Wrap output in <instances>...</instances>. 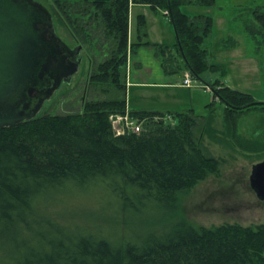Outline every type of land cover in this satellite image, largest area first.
Here are the masks:
<instances>
[{
  "label": "trees",
  "instance_id": "trees-1",
  "mask_svg": "<svg viewBox=\"0 0 264 264\" xmlns=\"http://www.w3.org/2000/svg\"><path fill=\"white\" fill-rule=\"evenodd\" d=\"M50 1L77 40L96 44L102 60L94 61L90 86L110 98L86 101L81 113L39 115L0 128V264H264V225L206 228L180 220L161 233L113 238L35 217L55 194L91 185L108 189L121 210L176 206L181 193L217 172L220 163L204 153L196 136L206 116L193 109L129 112L126 83L129 55L137 48L153 46L164 56L170 49L141 43L148 36L143 15L137 28L141 42L130 43L132 4L169 12L184 69L204 81L205 71L219 68L209 63L205 46L214 18L190 15L183 7L211 8L216 0ZM257 18L264 36V13ZM171 63L165 60V66ZM209 85L226 106V125L236 135L243 110L264 105L220 81ZM128 112L142 131L116 135L110 117Z\"/></svg>",
  "mask_w": 264,
  "mask_h": 264
},
{
  "label": "rangeland",
  "instance_id": "rangeland-1",
  "mask_svg": "<svg viewBox=\"0 0 264 264\" xmlns=\"http://www.w3.org/2000/svg\"><path fill=\"white\" fill-rule=\"evenodd\" d=\"M36 1L47 6L52 12L57 34L69 46H84L79 72L71 83H64L53 98L45 102L40 115L77 114L82 112L86 101L110 98L106 91L90 86L89 77L94 61L102 60V56L97 53L96 44L93 41L83 43L82 40H77L65 21L55 13L53 2ZM70 1L78 4L85 0ZM256 1L258 5L254 7V12L243 10L231 13L229 9V12H222L220 15L215 7H211L209 15L214 18V26L205 46L209 63L217 64L219 68L212 69L213 72L208 69L205 77L207 79L208 75H213L214 77L208 79H222L231 88L251 94L255 103H264V36L261 34V23L257 18V13H264V0ZM192 9L201 11V7L197 5L183 7L186 13L196 15ZM141 13L143 10L137 8L131 10L132 37ZM164 14L165 12L156 14L146 10L149 24L144 17L147 31L150 33V38L147 39L160 41L165 37L175 43L173 27ZM225 41L229 49L239 42L241 51H226ZM242 51L246 53L243 58L233 57V52ZM178 60L177 65L169 66H179L181 59ZM202 85L204 83L198 80L193 83V91L174 89L170 93V99H164V96L162 98V102L171 103L174 98H189L191 94L194 95L195 113L206 116L205 120L199 119L202 128H197L196 136L204 153L220 162L217 172L181 193L176 206L149 204L140 213L121 210L108 189L91 185L84 189L65 190L55 194L40 205L35 217L40 221L50 219L71 228L113 238H141L148 233H161L180 220H188L206 228L224 225L249 228L264 225V203L259 201L250 187L253 166L264 161V105L243 110L238 118L236 135L226 125V106L220 100L214 99V93L201 88ZM167 93L166 91L165 95ZM146 94L145 104L159 103L156 94L151 90L146 91ZM212 103L213 109L208 108L207 105ZM206 120H210L208 125Z\"/></svg>",
  "mask_w": 264,
  "mask_h": 264
},
{
  "label": "water",
  "instance_id": "water-1",
  "mask_svg": "<svg viewBox=\"0 0 264 264\" xmlns=\"http://www.w3.org/2000/svg\"><path fill=\"white\" fill-rule=\"evenodd\" d=\"M67 54L69 62L64 61ZM76 55L41 2L0 0V128L38 117L45 102L78 73ZM250 183L264 200V161L253 166Z\"/></svg>",
  "mask_w": 264,
  "mask_h": 264
},
{
  "label": "crops",
  "instance_id": "crops-1",
  "mask_svg": "<svg viewBox=\"0 0 264 264\" xmlns=\"http://www.w3.org/2000/svg\"><path fill=\"white\" fill-rule=\"evenodd\" d=\"M193 5V4H192ZM258 2L256 0H216V3L213 7L218 10V13L220 15L222 12L226 13L229 12L227 10L230 9L231 13L235 12H240L243 10H248V11H255L254 7H257ZM187 6V5H186ZM201 7V6H200ZM133 8H137L140 10H143V13L141 15L145 16L147 18V22L149 24V18L146 15V10L153 11L154 13H164L163 11L161 12H156L153 8L147 5H131L130 9V43L132 44H137L140 41V38L138 37V18H137V24L135 28V34L133 32V37L131 34V10ZM212 8H207V7H201V11H192L196 13V15H201V14H209L211 12ZM254 9V10H252ZM139 15V16H141ZM167 16L166 14H164ZM219 15V16H220ZM168 21H170L172 27H173V37H175V41L177 42V35L175 32V27L172 23V19L170 16H167ZM148 32V31H147ZM244 34V32H243ZM132 37V39H131ZM150 38V33L148 32V36L141 42H150L152 44H163L167 45L170 49H167V54L164 56L162 53H159L157 48L153 46H145L142 45L139 48H137L134 53H131L129 55V60H128V65H127V107L129 112H134V111H156V112H178V111H185L189 109H195L194 107V99H193V94L190 95L189 98H181V99H172L171 103H165L162 102V98L164 96V99H170L171 98V91L174 89H189L190 91H193V86H185L184 85V77L186 74H191L192 79L194 82L198 81L196 78L193 76L191 71L187 68L184 69L183 66V59L180 57V54L178 53V50L175 48V43L173 41H168L163 37V39H160V41H151L148 40L147 38ZM249 37V36H248ZM230 38V37H228ZM244 39H245V34H244ZM167 40V41H166ZM233 40V39H232ZM229 41V39H227ZM227 41L225 48L226 51H241V45L239 42L234 43L233 47L229 49V46L227 45ZM233 57H240L243 58L246 53L244 51L242 52H233ZM162 56V57H161ZM170 59L172 63L170 65H177L178 59L180 60V65L176 67H170L169 65L165 66V60ZM235 59V58H234ZM217 66V64H213ZM219 67V66H217ZM168 69V70H167ZM215 70V69H214ZM213 72V70H210ZM217 71V70H216ZM181 75V78H180ZM206 71L202 74V78L204 81H201L204 83V85L201 86L205 91H208L209 93H214L212 88L210 87L209 84H213L215 82L220 81L222 84L225 86V82L222 79H215V80H210L208 79L209 77H214L213 75H208L209 77H205ZM204 76V77H203ZM230 87V86H229ZM234 89V88H232ZM151 90L154 94H156V99L158 100L157 103H151V104H145L146 101V91ZM166 90L168 93L165 95ZM236 90V89H235ZM240 91V90H239ZM214 99L219 100L218 98L215 97L214 94ZM155 104V105H154ZM150 105V106H149ZM210 105V104H209ZM207 105V107L209 106ZM189 106V107H188ZM188 107V108H187ZM209 108V107H208Z\"/></svg>",
  "mask_w": 264,
  "mask_h": 264
},
{
  "label": "built area",
  "instance_id": "built-area-1",
  "mask_svg": "<svg viewBox=\"0 0 264 264\" xmlns=\"http://www.w3.org/2000/svg\"><path fill=\"white\" fill-rule=\"evenodd\" d=\"M186 86H192L193 81L189 74L184 79ZM111 122L116 135H124L130 132L139 133L142 131V123L133 119L129 114L113 115Z\"/></svg>",
  "mask_w": 264,
  "mask_h": 264
},
{
  "label": "flooded vegetation",
  "instance_id": "flooded-vegetation-1",
  "mask_svg": "<svg viewBox=\"0 0 264 264\" xmlns=\"http://www.w3.org/2000/svg\"><path fill=\"white\" fill-rule=\"evenodd\" d=\"M36 1V0H35ZM37 2H39V1H37ZM44 5V4H43ZM45 6V5H44ZM48 10H49V8L47 7V6H45ZM50 11V10H49ZM51 12V11H50ZM52 13V12H51ZM52 16H53V14H52ZM53 20H54V18H53ZM43 26H41L40 28H42ZM43 28H45V29H47L46 27H43ZM45 36H46V38L47 39H49V32L46 30V33H45ZM67 44V43H66ZM68 45V44H67ZM69 46V45H68ZM71 49H73V50H76V53H77V55H76V57H75V60H77V61H80V64H79V70H80V66H81V64H82V61H83V54H82V52H83V50H84V46L82 45V44H78V45H76V46H74V47H71V46H69ZM70 59H71V55L70 54H67L66 56H65V58H64V61L65 62H69L70 61ZM79 72V71H78ZM77 74V73H76ZM76 74H74L73 75V77L76 75ZM72 82V81H71ZM71 82H69V83H71ZM64 84V83H63ZM62 84V85H63ZM251 177V176H250ZM250 187H251V183H250ZM251 189L253 190V188L251 187ZM254 191V190H253ZM255 192V191H254ZM255 194H256V192H255ZM256 196H257V198L259 199V201L261 202V203H264V200H262V199H260L259 197H258V195L256 194Z\"/></svg>",
  "mask_w": 264,
  "mask_h": 264
},
{
  "label": "bare ground",
  "instance_id": "bare-ground-1",
  "mask_svg": "<svg viewBox=\"0 0 264 264\" xmlns=\"http://www.w3.org/2000/svg\"><path fill=\"white\" fill-rule=\"evenodd\" d=\"M97 234V233H96Z\"/></svg>",
  "mask_w": 264,
  "mask_h": 264
}]
</instances>
